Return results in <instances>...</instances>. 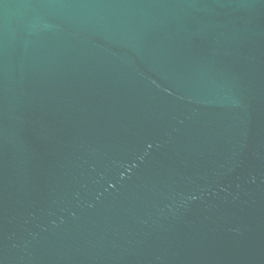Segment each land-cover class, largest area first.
<instances>
[{"label":"water","instance_id":"water-1","mask_svg":"<svg viewBox=\"0 0 264 264\" xmlns=\"http://www.w3.org/2000/svg\"><path fill=\"white\" fill-rule=\"evenodd\" d=\"M0 264H264V0H0Z\"/></svg>","mask_w":264,"mask_h":264}]
</instances>
